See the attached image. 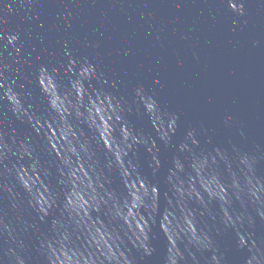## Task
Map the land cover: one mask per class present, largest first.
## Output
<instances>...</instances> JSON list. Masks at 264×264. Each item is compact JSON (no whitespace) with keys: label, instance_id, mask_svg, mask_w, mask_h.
Wrapping results in <instances>:
<instances>
[{"label":"water","instance_id":"95a60500","mask_svg":"<svg viewBox=\"0 0 264 264\" xmlns=\"http://www.w3.org/2000/svg\"><path fill=\"white\" fill-rule=\"evenodd\" d=\"M0 0V264H264V0Z\"/></svg>","mask_w":264,"mask_h":264},{"label":"clouds","instance_id":"9594fccd","mask_svg":"<svg viewBox=\"0 0 264 264\" xmlns=\"http://www.w3.org/2000/svg\"><path fill=\"white\" fill-rule=\"evenodd\" d=\"M30 3H31V0H30ZM229 6L232 8L233 11L239 12L241 15H243V13H244L243 4L236 5V4L232 3V0H229Z\"/></svg>","mask_w":264,"mask_h":264}]
</instances>
